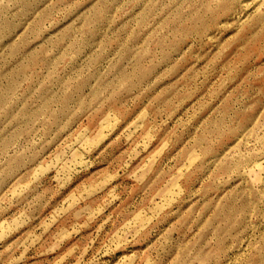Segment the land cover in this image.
Returning a JSON list of instances; mask_svg holds the SVG:
<instances>
[{"label": "rangeland", "instance_id": "obj_1", "mask_svg": "<svg viewBox=\"0 0 264 264\" xmlns=\"http://www.w3.org/2000/svg\"><path fill=\"white\" fill-rule=\"evenodd\" d=\"M0 264H264V0H0Z\"/></svg>", "mask_w": 264, "mask_h": 264}]
</instances>
